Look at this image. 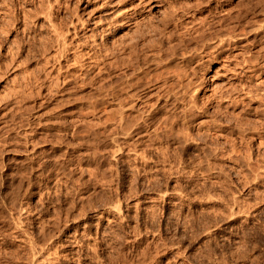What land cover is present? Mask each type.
I'll list each match as a JSON object with an SVG mask.
<instances>
[{
    "label": "rangeland",
    "instance_id": "obj_1",
    "mask_svg": "<svg viewBox=\"0 0 264 264\" xmlns=\"http://www.w3.org/2000/svg\"><path fill=\"white\" fill-rule=\"evenodd\" d=\"M115 1L0 0V264H264V0H199L202 7L185 11V25L202 14L215 21L226 16L229 30L245 28L242 42L213 61L198 62L200 68L194 65L201 83L197 106L187 103L188 96L184 104L179 95L171 101L165 96L167 103L157 102L156 119L146 126L151 103L132 109L130 123L139 118L144 124L139 131L141 125L133 127L132 137L118 131L119 102L112 91L119 85L117 60L128 58L123 52L128 54L132 37L109 18L120 6ZM164 4L150 0L141 9L140 22L152 19L150 28L143 27L153 33L149 38L145 31L148 40L178 31L175 18L169 26L160 22ZM107 22L112 28L106 31ZM121 32L128 38L120 54ZM174 33L156 39L166 47L180 39ZM244 55L253 62L250 69ZM218 121L222 130L214 128ZM47 166L50 171L34 185ZM115 205L122 217L111 222L105 209Z\"/></svg>",
    "mask_w": 264,
    "mask_h": 264
},
{
    "label": "bare ground",
    "instance_id": "obj_2",
    "mask_svg": "<svg viewBox=\"0 0 264 264\" xmlns=\"http://www.w3.org/2000/svg\"><path fill=\"white\" fill-rule=\"evenodd\" d=\"M115 1V0H114ZM136 1V0H135ZM196 0H194L193 1V4H191L190 3V5H189V3H188V1H186L185 0V2H184V0H165V2H164V0H163V3H165L164 4V10H163V12H162V15L163 14H165L166 13V17H165V15H164V20H163V16L161 17V19L162 20H160V22L161 23H163L164 24V22L165 23H171L172 24V20L173 21H175V20H177V21H179L177 24H175V22L173 23V24H175V26L176 27H173L174 29L176 28L178 31L177 32H173L174 30H172V31H170L171 29H172V27H171V29L169 30L170 31V35H172L173 33L178 37V34H179V36H180V39L177 41L176 40V43H173L172 41H170V42H172L171 43V46H170V42H169V44L165 47V43H163V42H161L159 39H156L157 37H160V35L161 36H163V37H165V36H168L167 34L165 35L164 33L163 34H161L160 32V35H159V33L156 35V36H154V38L156 39H153V37H152V39L153 40H155V42L154 43H157L156 45L154 44H152V46L150 47L149 45H148V42L149 41H151V43H153V40L152 39H150V40H148L150 37H151V35L153 34H151V31L150 30H148V31H146L148 28H150V26L149 27H147L149 24V22L152 20V19H149V16H148V19L150 20H148L147 19V22H146V19H145V22H140V21H142V18H141V20L139 19L140 17H142V16H140V12H141V9L143 10V8H144V6H146V4H149L150 3V0H138V1H136L137 3H135L134 1H131V0H119V1H115V3H120V6H118L117 4V6L119 7L118 9H116L117 10V12H115V16L113 15V17L112 16H110L109 18H110V20H113L112 22H113V24L114 25H116V29H120V31H124V28H128L129 29V32H128V30L127 29H125V30H127L126 32H128L129 34L128 35H132V37H130L131 38V40L129 41V38L127 37L128 35H126V32H124L125 34H124V36L122 35L123 34V32H121V35L120 36H122L120 39L118 38V44L120 45V48L118 49V48H116V49H118V50H116V51H118L120 54H121V52H123V50H125V49H127L126 48V44H128L129 46H127L128 47V50L129 51H127L128 52V54L127 53H125L126 52V50L123 52L124 54L123 55H128V58L126 59V60H124V58L122 59L121 58V56H119L121 59H119V60H117L118 62L120 61V67L119 66H117L118 68H119V72H118V74H117V72H116V74L118 75V78L117 79H119V81L118 80H116V81H118V86L116 87V89H112V91H114L115 90V92L114 93H117V95L115 96V97H118V99H117V101L116 102H119V104H118V107H119V109L118 108H116V109H118V110H115V111H117V113L119 114H117V116H119V118H118V123H119V126L118 127H120V129L121 130H118L119 132L120 131H122V132H120L121 134H125V135H130L131 136V134L130 133H132V129H136V128H133V127H139L140 125H141V127L138 129V131L142 128V126L145 124V126L147 125V121H148V123H149V121H151V120H149L150 118L153 120L154 118H152V116H154L153 115V107L157 104V102H158V104H160L159 102L161 101V99H168V100H170L169 99V97H171V99H172V97H173V99H174V97H177L178 95L180 96V99H181V103H183L184 104V102L186 101V99H185V97H187V100L189 101L190 99V101L193 103V105H196L197 106V102H198V100H197V98H198V95H199V89H200V85H201V83H200V85H198L199 84V82H200V80H199V82H198V84H197V81H196V77H198L199 76V69H198V67H199V65H198V62H200L199 64H201V61H203L204 59L206 60V62L208 61H210V60H212L213 61V59H217L216 57H218L220 54H222L223 52H224V49L225 48H229V46H232V45H236L237 43H239V42H242V41H239V40H242V37L240 36L241 34H240V32L241 31H243L244 33H245V28L243 29L242 27H241V29H243V30H239V32L238 31H236V32H238V34H236V33H234L233 31H232V29H230L229 30V26L228 25H226V26H228V28H226L225 27V24H227V23H225L224 24V22L226 21V16H225V19H224V17L221 19L220 18V21L219 20H217V21H215L216 19L214 18V19H212V18H210V17H208V16H204L203 14L201 15V16H197V17H195V18H191L190 20H192V21H189V23L191 24V25H189L188 23H186V25H185V22L183 21V20H181V17L183 18V14H185V11H187V13H188V11L190 12V10H191V12H192V10H193V12L195 11V10H197V7H200L201 6V0H200V2H199V0H197V2H195ZM207 1V0H206ZM46 2V1H45ZM186 3V4H184V3ZM190 2H192V1H190ZM203 2H204V0H203ZM208 2V1H207ZM219 2V1H218ZM4 3H6L5 2V0H4ZM48 3V2H47ZM102 3V2H101ZM105 3V2H104ZM106 3H107V1H106ZM109 3V2H108ZM162 3V2H161ZM160 3V4H161ZM205 3V2H204ZM7 4V3H6ZM52 4V3H51ZM112 4V3H111ZM12 5V4H11ZM43 5V4H42ZM106 5V4H105ZM108 5H110V4H108ZM159 5V4H158ZM46 6V5H45ZM163 6V5H162ZM47 7V6H46ZM50 7V6H49ZM143 7V8H142ZM196 7V8H195ZM202 7V6H201ZM115 8H117V7H115ZM96 9V8H95ZM262 9V8H261ZM49 10V9H48ZM107 10V9H106ZM148 10V9H147ZM146 10V11H147ZM50 11H51V9H50ZM109 11V10H108ZM111 11H112V9H111ZM145 11V12H146ZM149 11V10H148ZM45 12H46V10H45ZM54 12V11H53ZM192 12V13H193ZM262 12V11H261ZM45 14V13H44ZM149 14V13H148ZM147 13H146V15H148ZM194 14H196V13H194ZM216 14V13H215ZM230 14V13H229ZM50 15V14H49ZM145 15V14H144ZM143 15V16H144ZM190 15V14H189ZM209 15V14H208ZM219 15V14H218ZM53 16V15H52ZM100 16V15H99ZM152 16V15H151ZM45 17H46V15H45ZM49 17H51V16H49ZM56 17V16H55ZM106 18V17H105ZM145 18V17H144ZM146 18H147V16H146ZM152 18V17H151ZM176 18H178V19H176ZM189 18H190V16H189ZM231 18V17H230ZM21 19V18H20ZM81 19V18H80ZM184 19V18H183ZM258 19V18H257ZM9 20V19H8ZM52 20V19H51ZM78 20V19H77ZM83 20V19H82ZM107 20V19H106ZM106 20H104V21H106ZM187 20H189V19H187ZM233 20V19H232ZM3 21V20H2ZM96 21V20H95ZM103 21V20H102ZM143 21H144V19H143ZM149 21V22H148ZM186 21V20H185ZM227 21H228V19H227ZM255 21V20H254ZM264 21V20H263ZM57 22V21H56ZM55 22V23H56ZM72 22V21H71ZM81 22V21H80ZM101 22V21H100ZM110 22V21H109ZM112 22L110 23L111 25H112ZM195 22V23H194ZM246 22V21H245ZM253 22V21H252ZM48 23V22H47ZM52 23H53V21H52ZM69 23V22H68ZM106 23V22H105ZM108 23V22H107ZM154 23V22H153ZM166 24L165 26H169L170 24ZM256 23H258V22H256ZM79 24V23H78ZM83 24H84V22H83ZM98 24V23H97ZM102 24V23H101ZM110 24L108 23V26H106V31H107V27H109L110 26ZM151 24H152V22H151ZM150 24V25H151ZM155 24V23H154ZM187 24L189 25L188 27H187ZM57 25V24H56ZM71 25V24H70ZM69 25V26H70ZM113 25V26H114ZM159 25V24H158ZM182 25H183V28H186V32L185 33H183V31L182 32H180V30H181V28H182ZM237 25H239V24H237ZM248 25V24H247ZM250 25V24H249ZM59 26V25H58ZM72 26V25H71ZM81 26V25H80ZM151 26H153V24L151 25ZM155 26H156V28L157 27H159V29H158V31L159 30H163L162 28L160 29V26H157V24L156 25H154V27L153 28H155ZM163 26V28L165 27L164 25H162ZM161 26V27H162ZM50 27V26H49ZM67 27V26H66ZM83 27V26H82ZM105 27V26H104ZM111 27V26H110ZM143 27L145 28V27H147V29H143ZM225 27V28H224ZM239 27V26H238ZM249 27V26H248ZM54 28H55V25H54ZM60 28V27H59ZM62 28V27H61ZM68 28V27H67ZM112 28V27H111ZM110 28V29H111ZM155 28V29H156ZM180 28V29H179ZM182 28V29H183ZM235 28V27H234ZM240 28V27H239ZM251 28V27H250ZM52 29V28H51ZM95 29V28H94ZM114 29V28H113ZM165 29H166V27H165ZM164 29V30H165ZM168 29L169 28H167V31H168ZM253 29V28H252ZM63 30V29H62ZM139 32H138V31ZM157 30V29H156ZM164 30L163 31H161V32H164ZM238 30V29H237ZM7 31H9V30H7ZM56 31V30H55ZM70 31V30H69ZM111 31V30H110ZM145 31L146 32H149L150 31V34H148V33H145ZM155 31V30H154ZM235 31V30H234ZM247 31V30H246ZM249 32L250 31H252V30H248ZM5 32V31H4ZM54 32V31H53ZM52 32V33H53ZM62 32V31H61ZM65 32V31H64ZM71 32V31H70ZM104 32V31H103ZM113 32V31H112ZM173 32V33H172ZM243 32H241L242 34H243ZM257 32V31H256ZM3 33V32H2ZM55 33V32H54ZM59 33V32H58ZM76 33V32H75ZM136 33H139L138 34V36H136ZM140 33L142 34V38H141V35H140ZM155 33H157V31H155ZM172 33V34H171ZM176 33H178V34H176ZM57 34V33H56ZM63 34V33H62ZM77 34V33H76ZM105 34V33H104ZM145 34H148V37L145 35ZM246 34H247V32H246ZM245 34V35H246ZM97 35V34H96ZM108 35H110V33L108 34ZM118 35V36H119ZM125 35H126V37L128 38V42L126 43L125 42ZM145 35V37L143 38V36ZM150 35V36H149ZM155 35V34H154ZM159 35V36H158ZM170 35L167 37V38H169L170 39ZM174 35V36H175ZM248 35V34H247ZM4 36V35H3ZM7 36V35H6ZM54 36H55V34H54ZM61 36V35H60ZM63 37V36H62ZM102 37V36H101ZM123 37H125V38H123ZM138 37H139V39H138ZM148 39H147V38ZM163 37L161 38V39H163ZM173 37V36H172ZM171 37V38H172ZM241 37V38H240ZM51 38V37H50ZM58 38H59V36H58ZM53 39V38H52ZM74 39V38H73ZM95 39V38H94ZM123 39H125V40H123ZM14 40V39H13ZM56 40H57V38H56ZM140 40H142V41H140ZM146 40H148V42H146ZM157 40H158V42H157ZM252 40V39H251ZM250 40V41H251ZM66 41V40H65ZM81 41V40H80ZM127 41V40H126ZM166 41V40H165ZM70 42V41H69ZM130 42V43H129ZM254 42V41H253ZM67 43V42H66ZM65 43V44H66ZM78 43V42H77ZM95 43V42H94ZM109 43V42H108ZM126 43V44H125ZM247 43V42H246ZM1 44V43H0ZM56 44H57V42H56ZM64 44V45H65ZM105 44V43H104ZM107 44V43H106ZM115 44H116V39H115ZM118 44H116L117 45V47H119V45ZM150 44V43H149ZM173 44V45H172ZM150 48H152L153 47V49L149 52V51H147L148 49H149V47ZM241 45H244V43L243 44H241ZM53 46H54V44H53ZM115 46V45H114ZM246 46V45H245ZM244 46V47H245ZM248 46V45H247ZM65 47H66V45H65ZM99 47V46H98ZM148 47V48H147ZM181 49V48H183V50L181 51V53H179L178 52V49L179 48ZM235 47V46H234ZM237 47V46H236ZM251 47V46H250ZM63 48V47H62ZM67 48V47H66ZM109 48V47H108ZM111 48V47H110ZM248 48V47H247ZM80 49V48H79ZM90 49V48H89ZM147 49V50H146ZM231 49V48H230ZM232 49H233V47H232ZM245 49V48H244ZM59 50V49H58ZM97 50V49H96ZM112 50V49H111ZM249 50V49H248ZM68 51V50H67ZM180 51V50H179ZM244 51V50H243ZM80 52V51H79ZM91 52V51H90ZM117 52V53H118ZM238 52V51H237ZM246 52V51H245ZM12 53V52H11ZM15 53V52H14ZM108 53V52H107ZM248 53V52H247ZM180 54V55H179ZM242 54V53H241ZM244 54V53H243ZM257 54V53H256ZM110 55V54H109ZM112 55V54H111ZM123 55H122V57H123ZM107 56V55H106ZM116 56V55H115ZM179 56H181V57H179ZM245 56V55H244ZM249 56V55H248ZM251 56V55H250ZM253 56V55H252ZM102 57V56H101ZM117 57H118V54H117ZM118 57V58H119ZM125 57H127V56H125ZM246 57V56H245ZM260 57V56H259ZM219 58V57H218ZM236 58V57H235ZM242 59H243V57H241ZM247 58V57H246ZM244 58L243 59V65H244V67H247L248 69H250L252 66H253V62H252V60L249 58ZM255 58H256V56H255ZM236 59H238V58H236ZM257 59H258V57H257ZM256 59V60H257ZM260 59V58H259ZM258 59V60H259ZM263 59V58H262ZM110 60V59H109ZM122 60V61H121ZM204 60V61H205ZM255 60V59H254ZM253 60V61H254ZM109 62V61H108ZM256 62V61H255ZM260 62V61H259ZM197 63V65H198V67L196 68V66H194L195 64ZM203 64V63H202ZM229 64V63H228ZM251 64H252V66H251ZM259 64V63H258ZM118 65V64H117ZM205 65V64H204ZM203 65V66H204ZM210 64H208L207 66H209ZM103 66V65H102ZM107 66V65H106ZM105 66V67H106ZM112 66H114V65H112ZM206 66V65H205ZM204 66V67H205ZM200 67H202V65L200 66ZM199 67V68H200ZM203 67V68H204ZM231 67V66H230ZM241 67V66H240ZM109 68V67H108ZM207 68V67H206ZM106 69V68H105ZM105 69H104V71H105ZM205 69V68H204ZM230 69V68H229ZM255 69V68H254ZM116 70V69H115ZM201 70V69H200ZM203 70V69H202ZM201 70V71H202ZM200 71V72H201ZM236 71V70H235ZM234 71V72H235ZM263 71V70H262ZM106 72V71H105ZM252 72V71H251ZM236 73V72H235ZM112 74V73H111ZM256 74V73H255ZM260 74V73H259ZM116 75V76H117ZM236 75V74H235ZM107 76V75H106ZM248 76V75H247ZM115 77V76H114ZM199 78H200V76H199ZM199 78H197V79H199ZM202 78V77H201ZM106 80V79H105ZM148 81V82H147ZM249 81V80H248ZM246 82V81H245ZM115 83V82H114ZM108 84V83H107ZM112 84V83H111ZM115 84H117V82L115 83ZM241 84V83H240ZM245 84V83H244ZM202 85H203V83H202ZM243 85V84H242ZM246 86V85H245ZM248 86V85H247ZM104 87V86H103ZM113 87V86H112ZM237 87V86H236ZM253 87V86H252ZM111 88V87H110ZM151 88H153V90L151 89ZM202 88V87H201ZM233 88V87H232ZM245 88H247V87H245ZM251 88V87H250ZM255 88V87H254ZM140 89L141 90H143V92H141L140 91ZM242 90H244V92H245V89L242 87L241 88ZM260 89V88H259ZM263 89V88H262ZM108 90V89H107ZM107 90H105L106 92H108ZM147 90V91H146ZM234 90V89H233ZM50 91V90H49ZM102 91V90H101ZM111 91V92H112ZM223 91V90H222ZM250 91V90H249ZM156 93L155 95L156 96H153V93ZM246 92H248V90L246 91ZM263 92V91H262ZM105 93V92H104ZM113 93V92H112ZM111 93V94H112ZM113 93V94H114ZM223 93V92H222ZM226 93V92H225ZM108 94V93H107ZM112 94V95H113ZM219 94V93H218ZM221 94V93H220ZM219 94V95H220ZM229 94V95H228ZM226 96L227 97H230V99H232V97L230 96V93H228ZM232 94V93H231ZM240 94V93H239ZM256 94H258V93H256ZM109 95V94H108ZM243 96H242V98L244 97V94H242ZM246 95V94H245ZM261 95V94H260ZM166 96V98H164ZM179 96H178V98H179ZM222 96V95H221ZM220 96V97H221ZM223 96H224V94H223ZM226 96H224V97H226ZM256 96V95H255ZM109 97H110V95H109ZM112 97V96H111ZM190 97V98H189ZM197 97V98H196ZM203 97V96H202ZM219 97V98H220ZM224 97H221L220 99H223ZM247 97V96H246ZM264 97V96H263ZM107 98V97H106ZM189 98V99H188ZM240 98H241V96H240ZM261 98V97H260ZM104 99V98H103ZM114 99V98H113ZM145 99V100H144ZM148 99V100H147ZM167 99H166V103H167ZM176 99L177 98H175V100H172V102L174 101V102H176ZM180 99H177L178 101V103L180 102L179 100ZM184 99H185V101H184ZM225 99V98H224ZM227 99V98H226ZM251 99H253V98H251ZM119 100V101H118ZM245 99H243L242 101H244ZM150 102L151 104H149V103H147V105L149 104V105H151L152 106V109L149 107V110L148 109H145L146 110V114L147 113H149L147 116H145L146 118H144L143 119V125L141 124V123H139V121L141 122V120L138 118V122L136 123L135 121V123L133 124V123H130V122H132L133 121V119L131 120V118H133V115L131 114L133 111H132V109H136V107H137V109H138V104H140V107L143 105V104H145V102ZM155 101V102H154ZM171 101V100H170ZM187 101V103H190V101L188 102ZM115 102V103H116ZM255 102V101H254ZM108 103V102H107ZM163 103H165V102H162V104ZM168 103H171V102H169L168 101ZM216 103V102H215ZM219 103V102H218ZM191 104V103H190ZM228 104V103H227ZM164 105V104H163ZM162 105V106H163ZM169 106H167V104H166V107H168L167 109H169V107L171 106V104H168ZM173 105V104H172ZM189 105V104H188ZM187 104H186V106H188ZM204 105V104H203ZM161 105L160 106H158L159 108L160 107H162ZM165 106V105H164ZM185 106V105H184ZM191 106V105H190ZM249 106V105H248ZM252 106V105H251ZM145 107V106H144ZM165 107V108H166ZM174 107V106H173ZM178 107V106H177ZM181 107H183V106H181ZM180 107V108H181ZM193 107V106H192ZM259 107V106H258ZM146 108V107H145ZM157 108V107H156ZM220 108V107H219ZM218 108V109H219ZM222 108V107H221ZM141 109V108H140ZM161 109V108H160ZM175 109V108H174ZM183 109H185V108H183ZM182 109V111H184ZM190 111H191V109L190 108H188ZM204 109V108H203ZM234 109V108H233ZM243 109V108H242ZM250 109V108H249ZM141 110H143V108L141 109ZM140 110V111H141ZM149 112H148V111ZM156 110H159V109H156ZM171 110H172V107H171ZM179 110V109H178ZM199 110V109H198ZM216 110V109H215ZM132 111V112H131ZM138 111V110H137ZM139 111V112H140ZM160 111V110H159ZM164 111H169V110H165L164 109ZM181 111V112H182ZM188 111V110H187ZM193 111V110H192ZM205 111V110H204ZM216 111H219V110H216ZM222 111V110H221ZM259 111V110H258ZM142 112H144V110L142 111ZM158 112V111H157ZM160 112H162V110L160 111ZM180 112V111H179ZM180 112V113H181ZM185 112V111H184ZM226 112V111H225ZM169 113H171V111H169L168 112V114ZM178 113V112H177ZM191 113V112H190ZM190 113H189V115H190ZM221 113V112H220ZM224 113V112H223ZM238 113V112H237ZM134 114V113H133ZM139 114V113H138ZM143 114V113H142ZM167 114V115H168ZM171 114H173V112L171 113ZM171 114H169L170 116H171ZM175 114V113H174ZM173 114V115H174ZM179 114V113H178ZM194 114V113H193ZM195 114H196V112H195ZM202 114V113H201ZM130 115L132 116V117H130ZM137 114H135V116H136ZM182 115V114H181ZM185 115V114H184ZM187 115V114H186ZM211 115V114H210ZM262 115V114H261ZM138 116V115H137ZM164 117H166L165 115H163ZM163 116H161V117H163ZM175 116V115H174ZM173 116V117H174ZM179 116H180V114H179ZM193 116V115H192ZM234 116V115H233ZM128 117H130V118H128ZM143 117V116H142ZM169 117V116H168ZM168 117H167V119L165 118V122H167L168 123V121H169V119H168ZM172 117V118H173ZM176 117H178V116H176ZM176 117H174L173 119H176ZM187 117V116H186ZM185 116H184V118H186ZM189 117V116H188ZM187 117V118H188ZM226 117V116H225ZM232 117V116H231ZM238 117V116H237ZM141 118V117H140ZM158 118V117H157ZM182 118H183V116H182ZM184 118H183V120H184ZM191 118V117H190ZM214 118V117H213ZM241 118V117H240ZM248 118V117H247ZM261 118V117H260ZM127 119H130L131 121H128ZM156 119V118H155ZM164 119V118H163ZM178 119V118H177ZM181 119V118H180ZM209 119V118H208ZM217 119H219V118H217ZM235 119H237V118H235ZM239 119V118H238ZM249 119V118H248ZM126 120L129 122H126ZM135 120V119H134ZM137 120V119H136ZM161 120H162V118H161ZM183 120H181V121H183ZM188 120H190L189 118H188ZM215 120H216V118H215ZM222 120V119H221ZM241 120V119H240ZM242 120H243V118H242ZM252 120V119H251ZM154 121V120H153ZM171 121H173V120H171L170 119V124H171ZM176 121V120H175ZM174 121V122H175ZM181 121H179V119H178V122H181ZM185 121H186V119H185ZM250 121V120H249ZM164 122V124H166ZM244 122V121H243ZM116 123V122H115ZM159 123V122H158ZM183 123H185L184 121H183ZM204 123V122H203ZM212 123V122H211ZM214 123V122H213ZM247 123V122H246ZM128 124V125H130V124H132V125H130L129 127L127 126V130H128V132L126 131V128H124V127H126V125ZM151 124V123H150ZM149 124V125H150ZM154 124V123H153ZM155 124H156V122H155ZM170 124L169 125H165V126H170ZM205 124V123H204ZM252 124V123H251ZM158 125V124H157ZM172 125V124H171ZM187 125V124H186ZM185 125V126H186ZM199 126V125H198ZM222 126V124H219V121L216 123H214V128H219V129H221L220 127ZM248 126V125H247ZM115 127V126H114ZM117 127V128H118ZM170 127H173V125L172 126H170ZM170 127H168V129H170ZM182 127V126H181ZM180 127V128H181ZM209 127V126H208ZM207 127V128H208ZM212 127H213V125H212ZM231 127V126H230ZM255 127V126H254ZM253 127V128H254ZM264 127V126H263ZM146 128V127H145ZM165 128V127H164ZM173 128H175V127H173ZM178 129H179V127H177ZM224 128V127H223ZM236 128V127H235ZM119 129V128H118ZM166 129V128H165ZM182 129V128H181ZM209 129V128H208ZM210 129H213V128H210ZM234 129V128H233ZM125 130V131H124ZM137 130V129H136ZM135 130V131H136ZM144 130V129H143ZM152 130V129H151ZM164 130V129H163ZM171 130H173L174 131V129H171ZM222 130V129H221ZM238 130V129H237ZM252 130V129H251ZM130 131V132H129ZM134 131V132H135ZM137 131V132H138ZM150 131V130H149ZM156 131H157V129H156ZM160 131V130H159ZM176 131V130H175ZM229 131V130H228ZM241 131V130H240ZM250 131V130H249ZM264 131V130H263ZM118 132V133H119ZM141 132V131H140ZM144 132V131H143ZM185 132V131H184ZM183 132V133H184ZM189 132V131H188ZM187 132V133H188ZM192 132V131H191ZM142 133V132H141ZM140 133V134H141ZM151 133V132H150ZM155 133H157V132H155ZM168 133H170V132H168ZM175 133H177V131L175 132ZM205 133V132H204ZM218 133V132H217ZM216 133V134H217ZM244 133V132H243ZM133 134L134 133H132V136H133ZM138 134V137H139V132L137 133ZM148 134V133H147ZM159 134V133H158ZM171 135H173L172 133H170ZM199 134V133H198ZM200 134H201V132H200ZM212 134V133H211ZM214 134V133H213ZM254 134V133H253ZM256 134V133H255ZM258 134V133H257ZM122 135V136H123ZM124 135V136H125ZM142 135H144V134H142ZM153 135V134H152ZM160 135V134H159ZM158 135V136H159ZM169 135V134H168ZM168 135H167V137H168ZM181 135H183V134H181ZM237 135V134H236ZM129 136V137H130ZM131 136V137H132ZM136 136V135H135ZM146 136V135H145ZM170 136V135H169ZM178 136V135H177ZM176 136V137H177ZM189 136V135H188ZM198 136V135H197ZM242 136V135H241ZM109 137V136H108ZM108 137H107V139H108ZM114 137V136H113ZM130 137V140L131 139H133V138H131ZM137 137V136H136ZM142 138H143V136H141ZM141 137H139V138H141ZM149 137V136H148ZM152 137H154V136H152ZM161 138H162V136H160ZM166 137V138H167ZM171 137V136H170ZM173 137V136H172ZM184 137V136H183ZM186 137V136H185ZM231 137V136H230ZM245 137V136H244ZM105 138V137H104ZM103 138V139H104ZM119 138V137H118ZM150 138V137H149ZM156 138V137H155ZM190 138V137H189ZM193 138V137H192ZM241 138H243V137H241ZM250 138V137H249ZM255 138V137H254ZM102 139V141H104ZM122 139V138H121ZM126 139V138H125ZM137 139V138H136ZM154 139V138H153ZM159 139V138H158ZM177 139V138H176ZM183 139V138H182ZM211 139V138H210ZM231 139V138H230ZM100 140V139H99ZM115 140V139H114ZM123 140V139H122ZM129 140V141H130ZM134 140H135V138H134ZM140 140V139H139ZM147 140V139H146ZM156 140V139H155ZM162 140V139H161ZM186 140V139H185ZM189 140H192V139H189ZM203 140V139H202ZM218 140V139H217ZM243 140V139H242ZM241 140V141H242ZM249 140V139H248ZM264 140V139H263ZM105 141H106V139H105ZM104 141V142H105ZM109 141V140H108ZM117 141V140H116ZM115 141V142H116ZM119 141V140H118ZM141 141V140H140ZM144 141V140H143ZM168 141V140H167ZM180 141V140H179ZM193 141V140H192ZM198 141V140H197ZM210 141V140H209ZM216 141V140H215ZM120 142H121V140H120ZM120 142H119V144H120ZM124 142V141H123ZM136 143V142H138V141H133L132 140V143ZM187 142V141H186ZM189 142V141H188ZM130 143V142H129ZM133 143V144H134ZM150 143V142H149ZM126 144V143H125ZM140 144H142V142H140ZM187 144V143H186ZM189 144V143H188ZM264 144V143H263ZM130 145V144H129ZM184 145V144H183ZM166 146V145H165ZM180 146V145H179ZM210 146V145H209ZM264 146V145H263ZM143 147V146H142ZM196 147V146H195ZM121 148V147H120ZM164 148V147H163ZM129 149H131V148H129ZM161 149V148H160ZM220 149V148H219ZM168 150H169V148H168ZM205 150H207V149H205ZM204 150V151H205ZM209 150V149H208ZM163 151V150H162ZM120 153H121V151H119ZM136 152V151H135ZM189 152V151H188ZM137 153V152H136ZM170 153V152H169ZM138 154V153H137ZM136 154V155H137ZM142 154V153H141ZM145 154V153H144ZM143 154V155H144ZM166 154V153H165ZM160 156H161V154H159ZM174 155V154H173ZM179 156V155H178ZM189 156V155H188ZM199 156V155H198ZM202 156V155H201ZM249 156V155H248ZM158 157V156H157ZM168 157V156H167ZM191 157V156H190ZM207 157V156H206ZM205 157V158H206ZM138 158V157H137ZM193 160V159H192ZM200 160V159H199ZM203 160V159H202ZM189 161V160H188ZM195 161V160H194ZM198 161V160H197ZM185 162V161H184ZM202 167V166H201ZM200 167V168H201ZM43 168V167H42ZM42 168H41V170H42ZM57 168V167H56ZM156 168V167H155ZM190 168V167H189ZM205 168V167H204ZM33 169V168H32ZM52 169H54V168H52ZM164 169H165V167H164ZM58 170V169H57ZM150 170V169H149ZM158 170V169H157ZM192 170V169H191ZM213 170V169H212ZM50 171V166L48 167H45V170L44 171H42V173H37L36 175H35V183H34V185H38L39 183H40V181H41V179H42V176H44L45 174L44 173H48ZM59 171V170H58ZM152 171H154V170H152ZM195 171H196V169H195ZM205 171V170H204ZM211 171V170H210ZM40 172V171H39ZM56 172V171H55ZM151 172V171H150ZM155 172H156V170L154 171V174H155ZM59 173V172H58ZM54 174V173H53ZM153 174V175H154ZM50 175V174H49ZM61 175V174H60ZM152 175V176H153ZM219 175V174H218ZM159 176V175H158ZM59 177V176H58ZM50 178V177H49ZM157 178V177H156ZM155 179V178H154ZM56 180V179H55ZM61 180V179H60ZM158 180V179H157ZM33 181V180H32ZM11 182V181H10ZM28 182V181H27ZM31 182V181H30ZM29 182V183H30ZM56 182V181H55ZM159 182V181H158ZM33 183V182H32ZM11 184V183H10ZM31 184V183H30ZM8 185V184H7ZM7 185H6V187H7ZM33 185V184H32ZM59 185V184H58ZM193 185V184H192ZM18 186V185H17ZM16 186V187H17ZM27 186H28V184H27ZM14 188H15V186H13ZM19 187V186H18ZM17 187V188H18ZM1 188V187H0ZM29 188H30V186H28V188L26 189V187H25V192H27L28 190H29ZM39 188H40V186H39ZM181 188V187H180ZM193 188V187H192ZM200 188V187H199ZM21 189V188H20ZM12 190V189H11ZM16 190V189H15ZM31 190V189H30ZM193 190V189H192ZM17 191H19L18 189H17ZM22 191H24V187H23V190ZM5 192H9V191H5ZM16 192V191H15ZM14 192V193H15ZM20 192V191H19ZM14 193H13V195H14ZM52 193V192H51ZM54 193V192H53ZM163 193V192H162ZM176 193V192H175ZM8 194V193H7ZM24 194V193H23ZM58 194V193H57ZM164 194V193H163ZM16 195H17V193H16ZM53 195V194H52ZM51 195V196H52ZM162 195V194H161ZM165 195V194H164ZM23 196V195H22ZM25 196H26V194H25ZM28 196H29V194H28ZM14 197V196H13ZM18 197V196H17ZM20 197V196H19ZM66 197V196H65ZM52 198V197H51ZM161 198H163V196H161ZM13 199V198H12ZM160 199V198H159ZM164 199V198H163ZM16 200V199H15ZM154 203V202H153ZM118 205V204H117ZM117 205H115L116 207H114V206H112V207H109V208H107V209H105V215H106V217H107V219L109 220V221H113V220H116V219H118V218H120V216H121V214H120V212H122V210H120L119 208V205H118V207L119 208H117ZM1 210V209H0ZM135 210V209H134ZM140 210V209H139ZM103 211V210H102ZM153 211V210H152ZM211 212V211H210ZM209 212V213H210ZM100 215H102V214H100ZM214 215H215V213H214ZM124 216V215H123ZM151 216V215H150ZM212 216V215H211ZM216 216V215H215ZM79 217V216H78ZM101 217V216H100ZM122 217V216H121ZM153 217H154V215H153ZM124 218V217H123ZM123 218H121V219H123ZM155 218V217H154ZM101 219V218H100ZM125 219V218H124ZM151 219H152V217H151ZM120 220V219H119ZM248 221V220H247ZM74 222V221H73ZM95 222V221H94ZM118 222H121V221H118ZM114 223V222H113ZM117 223V222H116ZM148 223V222H147ZM126 224H128V223H126ZM113 225V224H112ZM43 226V225H42ZM123 226V225H122ZM45 227V226H44ZM98 228V227H97ZM115 229V228H114ZM76 230V229H75ZM40 231V230H39ZM97 231V230H96ZM44 232V231H43ZM46 232V231H45ZM44 232V233H45ZM107 232V231H106ZM52 233V232H51ZM41 234V233H40ZM43 234V233H42ZM76 234V233H75ZM78 234V233H77ZM112 234V233H111ZM114 234V233H113ZM52 235V234H51ZM44 236H45V234H44ZM122 236V235H121ZM42 237H43V235H42ZM47 237V236H46ZM48 237H50V236H48ZM87 237V236H86ZM77 238V237H76ZM111 238V237H110ZM39 239V238H38ZM29 242V241H28ZM34 242V241H33ZM46 243V242H45ZM81 243V242H80ZM33 244V243H32ZM110 244V243H109ZM57 246V245H56ZM85 246V245H84ZM93 246V245H92ZM32 247V246H31ZM61 247V246H60ZM113 247V246H112ZM89 249V248H88ZM110 249V248H109ZM32 250V249H31ZM38 250V249H37ZM98 250V249H97ZM34 251V250H33ZM40 251V250H39ZM96 252V251H95ZM245 252V251H244ZM36 254V253H35ZM243 254V253H242ZM48 256V255H47ZM92 256V255H91ZM241 256V255H240ZM45 257V256H44ZM50 257V256H49ZM110 257H112V256H110ZM114 258V257H113ZM52 259V258H51ZM51 259H50V261H51ZM91 259V258H90ZM98 259V258H97ZM100 259V258H99ZM102 259V258H101ZM103 260V259H102ZM116 260V259H115ZM49 261V262H50ZM91 261V260H90ZM48 263V262H47ZM45 264V263H44Z\"/></svg>",
    "mask_w": 264,
    "mask_h": 264
}]
</instances>
